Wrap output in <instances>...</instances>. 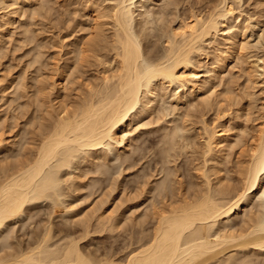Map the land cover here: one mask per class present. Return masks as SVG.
Here are the masks:
<instances>
[{
    "label": "rangeland",
    "instance_id": "rangeland-1",
    "mask_svg": "<svg viewBox=\"0 0 264 264\" xmlns=\"http://www.w3.org/2000/svg\"><path fill=\"white\" fill-rule=\"evenodd\" d=\"M120 1L0 0V181L35 157L58 116L67 119L80 111L103 77L119 69L113 20L100 16ZM227 2L234 11L227 27L219 24L218 33L207 36L191 56L194 70L201 74L200 89L191 93L163 82L155 85L154 97L142 95L122 133L128 139L126 148L109 140L75 153L72 165L57 173L58 197L25 204L22 216L1 228L0 259L7 261L11 254L13 258L14 252L26 254L48 238L52 250L72 242L86 257L120 264L152 233L157 208L167 210L182 199L192 200L206 190L204 182L216 198L241 193L251 136L264 117V0ZM220 3L134 0L132 34L144 60L162 59L174 29L195 15L207 18L222 7ZM233 36L234 44L229 40ZM218 54L224 63L211 83ZM214 131L229 137V144L224 151H219L221 145L207 153ZM260 190L215 228L241 233L245 225L263 218L264 178ZM247 255V264L264 263L261 250Z\"/></svg>",
    "mask_w": 264,
    "mask_h": 264
},
{
    "label": "bare ground",
    "instance_id": "bare-ground-1",
    "mask_svg": "<svg viewBox=\"0 0 264 264\" xmlns=\"http://www.w3.org/2000/svg\"><path fill=\"white\" fill-rule=\"evenodd\" d=\"M220 1L222 7L212 10V14L207 18L193 15V19L183 22L178 28L175 27L176 29L171 32L168 40L167 45L169 47L166 55L162 56L159 61L152 60L151 63L144 60L143 48L135 35L132 34L133 9L136 7L134 0H121L111 11L102 12L100 17L107 18L110 16L115 26L113 49L115 50V62L119 65V69L115 73L103 77L101 84L96 86L98 88L94 90L83 108L78 107L80 111L74 115L70 114L73 117L66 116V119L64 116H62L63 118L58 116L55 126L53 129L51 127L52 131L47 134L48 136L46 135L47 137L38 147L39 149L32 160L19 165L18 168L15 166L16 169L13 168L14 171H10L9 174L5 172L8 175L5 176V174L4 181H0V232H2L1 228L5 227L8 222L22 216L21 214L25 212V208L23 209L25 204L41 199L52 200L55 198L53 196L59 195L57 192L59 190L56 189L61 182L57 173L59 169L69 167V164L73 163L71 159L80 149L83 151V149L98 148L112 140L116 142L117 147L124 150L128 139L122 133H124L126 125L132 121V113L140 102L141 96L143 95L145 98L154 97L156 84L163 82L170 86L179 84L183 89H190L191 93L200 89L198 85L201 74L194 70L191 56L200 50L199 46L207 36L218 33L219 24L227 27L229 17L232 18L234 14L232 7L227 2L228 0ZM141 8H144V5H141ZM96 31L102 30L97 29ZM227 32H225V36H227ZM235 39L234 36L230 37V43L234 44ZM89 45L91 46V44ZM218 55L216 67L211 70V83L219 77L218 74L222 70L221 64L224 63V59ZM261 68L264 77V59H262ZM260 126V129L253 130L256 133L251 136L252 142L251 140L250 142L252 144L249 143L248 149L251 153V159L248 167L246 166V174L243 176L245 182L241 193L232 198L228 196L227 200L224 199L226 196L222 198L221 192L222 196L216 198L209 182H204V184L207 183L206 190L203 189L204 191L195 194L192 200L182 199L183 202L180 205L173 207L171 204L173 208L170 207L167 210L162 209L160 211L157 208L158 211L153 214L155 226L152 233L145 242L142 243L141 241L140 247L138 246L139 248L130 252L127 259L120 264H244L250 258L247 255L250 250L253 252L257 249L264 252V217L258 218L250 224L248 222L247 225L244 224L247 229L241 233L239 231V233L234 234L230 228L227 230L228 227L218 228V230L215 228L217 223L224 219L228 220L231 215L238 212L241 204L250 197L248 195L252 196L262 188L264 178V117ZM221 131H214L209 135L206 144L207 153L221 145L224 146L220 147L219 151L227 149L229 137L224 136ZM231 147L228 149L231 150ZM206 176L204 174L203 177L206 178ZM4 177L1 176V178ZM219 190L218 192H220ZM218 192L217 194L221 195ZM158 194L161 192L159 191ZM47 235L46 233L45 237H49ZM47 239L41 240L38 245L36 243V247L30 249L27 247L30 251L26 254L19 251L23 254L14 252L16 255L13 254V258L12 254L9 255L12 259L6 257L8 258L7 261L1 258L0 264H116L115 262L95 261V258L93 260L88 256L87 258L80 252L78 245L72 242L71 244L67 243L66 247L61 246L60 249L52 250L46 244ZM238 252L241 254L240 257H237ZM16 256L17 258H15Z\"/></svg>",
    "mask_w": 264,
    "mask_h": 264
}]
</instances>
